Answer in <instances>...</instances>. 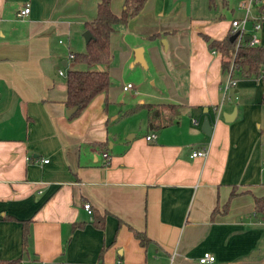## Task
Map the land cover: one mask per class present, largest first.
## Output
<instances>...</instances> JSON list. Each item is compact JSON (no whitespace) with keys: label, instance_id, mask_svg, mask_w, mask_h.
Listing matches in <instances>:
<instances>
[{"label":"crops","instance_id":"crops-1","mask_svg":"<svg viewBox=\"0 0 264 264\" xmlns=\"http://www.w3.org/2000/svg\"><path fill=\"white\" fill-rule=\"evenodd\" d=\"M123 1L112 0L115 12ZM148 2L111 35V48L124 45L132 65L141 63L135 48L144 47L148 84L124 110L112 109L108 92H100L69 116L67 70L86 67L70 53L86 48L85 22L95 17L97 0H0V258L264 264V216L255 209V196L264 194V78L237 80L234 97L228 90L220 104L227 69L204 33L222 39L231 20L165 3L151 10ZM26 4L30 10L20 16ZM150 102L176 103L166 111L171 121L161 124ZM205 114L210 134L201 127ZM122 115L132 121H120ZM152 132L155 138H147ZM202 147L205 156L192 154ZM86 200L105 215L104 226L94 223ZM206 250L215 260H199Z\"/></svg>","mask_w":264,"mask_h":264},{"label":"trees","instance_id":"trees-1","mask_svg":"<svg viewBox=\"0 0 264 264\" xmlns=\"http://www.w3.org/2000/svg\"><path fill=\"white\" fill-rule=\"evenodd\" d=\"M112 0H97V13L94 18L85 22V28L92 32V37L86 41V48L74 51L72 57L75 62H84L85 68L71 67L67 70V95L65 104L67 108L77 105V110L69 115L74 116L86 107L93 97L100 92H108L112 79L109 72V64L113 58L111 48V35L121 26L126 25L129 19L137 14L144 6L146 0H124L122 10L117 13L111 6ZM231 30L228 35L222 39L211 38L210 35L204 33L205 39L210 47L222 52L223 69H227L229 58L235 50V61L238 66L243 67L245 74L255 72L262 75L264 71L260 69V65L264 63V45H249L244 41L237 49L235 48V40L230 39ZM156 34H151L154 36ZM105 65L99 68L98 64ZM237 67V66H236ZM264 99V98H263ZM149 111L154 117H159L161 124L171 121L173 114H167V109H177L176 103L170 102H150L146 103ZM138 105L135 107L137 108ZM134 108V109H135ZM155 123L154 120H152ZM236 193V189H232L230 197ZM229 201L225 203L227 208ZM255 209L257 213L264 216V194L255 196ZM93 221L97 226H104L105 215L101 214L97 209L93 208ZM134 232L143 244L149 241L146 233L141 230L134 229ZM28 244V222H24L23 230V247ZM21 256L15 258H0V264H17Z\"/></svg>","mask_w":264,"mask_h":264},{"label":"rangeland","instance_id":"rangeland-1","mask_svg":"<svg viewBox=\"0 0 264 264\" xmlns=\"http://www.w3.org/2000/svg\"><path fill=\"white\" fill-rule=\"evenodd\" d=\"M148 1V0H146ZM249 0H161L159 3L156 2V0H150L148 4H146V7H150L151 10H154L157 7H161L162 3L168 4L169 7L173 9V11H177L179 9H184L187 7L189 10H193V12L198 17L205 18L207 16H210L213 19H229L232 21V18L242 16L246 12L245 5L248 4ZM260 3V4H259ZM259 3L252 4L251 7V14L257 15V13H264V0L260 1ZM144 7V6H143ZM141 11V10H140ZM150 15L147 14L142 16L141 22H147L149 20ZM262 20V28L260 29V36H263L264 31V18ZM128 23V22H127ZM253 20L250 19L247 23L248 28H252ZM124 27L126 25H123ZM122 26V27H123ZM132 34H126L124 36V40L130 44V39ZM264 37V36H263ZM145 38H148L145 36ZM120 39H123L121 37ZM124 45L120 44L119 42L112 46L113 49V58L110 62V76L112 79L111 88L108 90V96H109V105H111L112 109H116L118 111L119 108L125 109L126 106H130L132 103H134L135 99L132 100V93L136 92L139 88V86L142 84L143 86L147 85L146 80V73H148V69L142 65L141 63H138L137 65H132L130 58L127 57L126 54L123 52ZM231 57L229 58V65L228 68L231 65ZM260 69L262 70L264 68V63H262L260 66ZM227 68V69H228ZM238 68L243 72V67L239 66L237 64L236 69L233 72V78H236L237 80L241 81L243 79H249L250 82L253 80L256 81L258 79H262V75H256L255 72H252L251 75L246 76L243 73H241ZM229 76V73L227 72L225 74V78L227 79ZM258 80V81H260ZM127 82H132L134 87L130 90H124L123 85ZM240 83V82H239ZM141 85V86H142ZM252 85V83H250ZM249 90H253V87H249ZM229 92H231V97H234V87H230ZM242 88H240L241 93ZM224 92L222 90V98H223ZM229 94H227L228 101ZM132 100V101H131ZM230 100V99H229ZM239 100V99H238ZM144 110V109H143ZM141 113V114H139ZM145 113L144 112H137L135 115L137 117L136 122H141V117ZM145 117V114H144ZM133 119V118H132ZM120 121H132L128 120L124 115L121 116Z\"/></svg>","mask_w":264,"mask_h":264},{"label":"built area","instance_id":"built-area-1","mask_svg":"<svg viewBox=\"0 0 264 264\" xmlns=\"http://www.w3.org/2000/svg\"><path fill=\"white\" fill-rule=\"evenodd\" d=\"M262 0H249L248 4L245 5L246 7V12L244 15L239 16V17H234L231 21V33L237 32V36L235 38V48L237 49L244 41H247V43L249 45H258L261 42V36H260V29L262 27V20L264 18V13H257V15H252L251 14V7L253 2L254 3H259ZM260 4V3H259ZM30 10V6L29 4H26L20 11H19V15L23 16L24 14H27ZM252 19L253 23H252V28H248L247 27V23L248 21ZM246 35H249L248 39L245 38ZM60 41H62V39H60ZM213 51H217V49H213ZM71 57L74 56V52L70 53ZM235 55H236V51L234 50L231 54V65L230 67L227 69V72L229 73L228 78L224 79L221 83V89L224 92L222 101L220 104H222L224 98L227 96V91L230 87H233L237 84V79L233 78V72L236 69L237 66V62L235 61ZM264 71V68L262 69ZM59 72L61 74L65 73L64 68H60ZM133 84L132 82H127L123 85L124 89H128L130 87H132ZM147 138L149 139H153L155 138L156 134L154 132L149 133L146 135ZM207 148L206 147H202V148H198L193 150L192 154L193 155H203L205 156L207 154ZM104 155L107 156V152H104ZM45 160H48V158H46ZM84 207L87 209V211L92 215L93 213V207H92V203L88 200L84 201ZM216 255L209 250H206L203 252V254H201L199 256V260L201 262H208V261H213L215 260Z\"/></svg>","mask_w":264,"mask_h":264},{"label":"water","instance_id":"water-1","mask_svg":"<svg viewBox=\"0 0 264 264\" xmlns=\"http://www.w3.org/2000/svg\"><path fill=\"white\" fill-rule=\"evenodd\" d=\"M92 32L89 30V29H85L84 31V36L86 38V40L88 41L91 37H92ZM237 36V32H234L230 35V39L233 41L235 40ZM249 35H246L245 38L248 39ZM164 42H166V40L164 39ZM144 47L143 46H137L135 48V60L136 61H140L141 63L143 64H146V60H145V56H144ZM78 106L77 105H74L72 107H69L67 108V114L68 115H71L73 114L76 110H77ZM207 109V108H206ZM235 113V110L233 111L232 114ZM227 119H230L229 117L226 116ZM201 127L203 129V131H205L206 133L210 134L212 132V128H213V125L211 123V120H210V117L208 114H205L204 118H203V121H202V124H201Z\"/></svg>","mask_w":264,"mask_h":264}]
</instances>
